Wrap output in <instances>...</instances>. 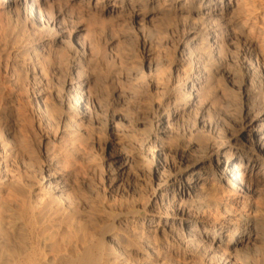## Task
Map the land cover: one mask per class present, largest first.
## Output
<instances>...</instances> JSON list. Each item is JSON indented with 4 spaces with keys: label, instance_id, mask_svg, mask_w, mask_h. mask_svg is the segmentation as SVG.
I'll use <instances>...</instances> for the list:
<instances>
[{
    "label": "rangeland",
    "instance_id": "374dc122",
    "mask_svg": "<svg viewBox=\"0 0 264 264\" xmlns=\"http://www.w3.org/2000/svg\"><path fill=\"white\" fill-rule=\"evenodd\" d=\"M48 2L34 32L0 0V264H264V154L235 194L215 161L257 142L248 133L264 117V67L241 53L240 33L264 58V0H236L228 35L209 20L223 50L199 58L183 52L197 18L163 0ZM199 62L216 69L206 101L168 104ZM199 171L181 194L180 178ZM244 221L250 238L225 253Z\"/></svg>",
    "mask_w": 264,
    "mask_h": 264
},
{
    "label": "bare ground",
    "instance_id": "6f19581e",
    "mask_svg": "<svg viewBox=\"0 0 264 264\" xmlns=\"http://www.w3.org/2000/svg\"><path fill=\"white\" fill-rule=\"evenodd\" d=\"M114 1H121V3H123V4L127 1V2H129V5L133 9H135L138 6L140 7L142 4L153 5L157 0L156 1L155 0H114ZM244 1L245 0H242L241 3H243ZM47 2H48V0H13L12 5L16 8L15 9L17 11L16 13L18 14L19 20H20L23 28L37 32L38 29L35 28L36 25H39V27L41 26L42 28L44 27L42 22H45V18L42 15V9L45 7L44 4H46ZM163 5L168 7V11L172 15H174L175 17H179L181 19L186 18V20L187 19L191 20V19L197 18V20H198L197 21L198 27L196 29L194 28L195 30H193V32L189 35V42L187 41V45H185L183 52L191 51L194 55L198 56V58L202 57L203 55L213 56L214 51H217L214 48L217 47L218 48V54L221 56L220 53L223 49L220 51L219 47H221V45H219V43L222 42L220 39L222 37L220 36L221 34L218 35V33L219 32L222 33V31L215 28V27L210 26L209 20H211L212 18L214 19V17H215L219 21L221 20V21L226 22L225 23V29L223 30L225 32V35L226 34L228 35V33L233 32L235 30V29H233V27L236 26V23H235L234 18L231 19L232 17H230V14L233 15V13H234L233 10H234V7L236 6V0H163ZM27 6H30L31 9L26 10ZM201 11H204L203 15L201 14ZM236 15H238V14H236ZM216 19H214V20L216 21ZM215 21H213V22H215ZM241 25L240 26L238 25V26L241 27ZM219 27L220 26H218V28ZM245 28L246 27L244 25H242L240 36L242 38H244L243 40H244L245 45H244L243 49L241 50V53L245 57H248L249 59H251L253 61L254 65L256 67L255 69L257 71L260 68L264 67L263 53H261L259 51L260 49L258 50V47L254 44L252 39L250 40L248 38L250 35L247 34V32L245 31ZM35 30H37V31H35ZM27 33H28V31H27ZM40 34H42V33H40ZM36 35H38V33H36ZM247 35H249V36H247ZM40 37H41V35H40ZM222 57H223V55H222ZM205 58H207V57H205ZM191 60L192 59L189 58V59H186L184 61H181L179 66H183L185 63H189V62L191 63L192 62ZM197 61H199V60H197ZM212 68H207L201 62L193 65L192 69L190 68L191 70H189L186 74H184L185 77H184V79L182 78L184 81L182 80L183 82L181 84H179L175 87H172L170 89V93L168 96L169 97L168 98V104L175 103V102L179 101L180 103L178 105H180L182 102L184 103L185 100L188 102H191V103H196V102H198V101L200 102V100L204 99L205 95L207 96L209 93L211 94V92H207V90H211L210 88L213 87V83L215 80L214 79V74H215L214 70H216V69L213 70ZM251 69H253V68H251ZM244 72H245L244 79H245V84H246V80L248 77H251L250 75H252V71L250 70V68H245ZM262 77L263 76H260L261 81H263ZM251 80H253V79H251ZM215 81L217 82V80H215ZM67 87H68V89L73 88L76 91L80 90V87H77L74 83H70V82L67 83ZM84 88L85 87H83V90H84ZM216 88H218V87H216ZM213 89H215V88H213ZM77 92H80V91H77ZM82 93L85 95V98H86L87 97L86 91H84ZM213 94H215V93H213ZM71 96H73V95H71ZM71 96H69L68 98L65 99L64 104L66 106H68V108H69L68 110H70V112L75 114V111L77 110L78 106L75 108L72 107V101L73 100H72ZM170 116H171V114H168L166 116V118H169ZM251 126H252V128H251L252 130L248 133V136L250 135L249 138H252L254 136L257 137L256 143H252L251 142L252 140L249 139V142L246 144L245 149L242 150L241 153L238 154L237 156H235L236 153L226 152L225 150H222L221 152H218L216 154L215 161H216V166H217V169H216L217 170V176L220 180H222L224 182V185L227 189H229L230 194L239 193V192L245 190L244 189L245 187H243L245 180H247L249 177H252V175H253V177H255L257 175V172H256L257 171V165H258L257 160L263 158L262 154H264V117L260 118V119H254L252 121ZM189 169H190V167H189ZM201 171L196 172L195 174H193L187 178H183V177L180 178L179 183H178V188L181 190L180 191L181 194L182 193L187 194V192L190 190V186L192 185V183L199 180V177H201L203 175V172H201ZM185 191H186V193H185ZM45 194H46V192H45ZM43 196H44V194H43ZM43 196L40 199H43ZM29 208L31 210V217L30 218H33L34 212L36 210V206L35 205L32 206L31 204H29ZM34 223H35V220H34ZM212 227H214V226H212ZM242 227H243L242 228L243 230L239 228L238 231L233 235V238L225 245V247H224V249L226 251V252L224 251L225 253L230 254V252L232 250H234L238 244H242L244 241H247L250 238V233L248 231L249 228L251 227L250 222L244 221V224ZM225 234L226 233H225V231L223 232L222 228L218 229L217 231L216 230L212 231L213 240L218 239V241L220 243H223L224 238H225Z\"/></svg>",
    "mask_w": 264,
    "mask_h": 264
}]
</instances>
